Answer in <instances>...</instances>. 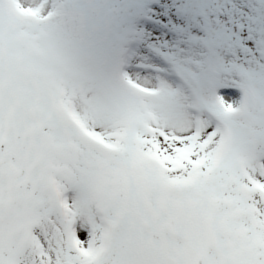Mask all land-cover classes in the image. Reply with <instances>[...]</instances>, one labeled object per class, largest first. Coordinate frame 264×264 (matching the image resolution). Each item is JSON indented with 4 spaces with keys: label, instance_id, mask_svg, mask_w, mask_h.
<instances>
[{
    "label": "snow or ice",
    "instance_id": "obj_1",
    "mask_svg": "<svg viewBox=\"0 0 264 264\" xmlns=\"http://www.w3.org/2000/svg\"><path fill=\"white\" fill-rule=\"evenodd\" d=\"M0 264H264V0H0Z\"/></svg>",
    "mask_w": 264,
    "mask_h": 264
}]
</instances>
